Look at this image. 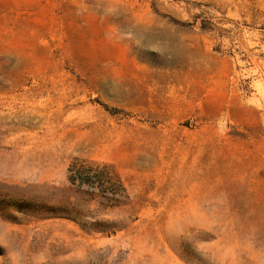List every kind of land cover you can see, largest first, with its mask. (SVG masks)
<instances>
[{
	"label": "rangeland",
	"instance_id": "374dc122",
	"mask_svg": "<svg viewBox=\"0 0 264 264\" xmlns=\"http://www.w3.org/2000/svg\"><path fill=\"white\" fill-rule=\"evenodd\" d=\"M0 264H264V0H0Z\"/></svg>",
	"mask_w": 264,
	"mask_h": 264
},
{
	"label": "trees",
	"instance_id": "16d2710c",
	"mask_svg": "<svg viewBox=\"0 0 264 264\" xmlns=\"http://www.w3.org/2000/svg\"><path fill=\"white\" fill-rule=\"evenodd\" d=\"M68 182L72 186L86 188V194L93 199H97L100 204H109L110 206H120L127 200L128 194L119 176L114 173L109 166H97L95 164L87 165L84 162L72 164L68 171ZM117 186V189H112ZM36 207L28 210L35 212ZM53 215L67 218L75 222H80L81 213L70 204L64 208L57 209Z\"/></svg>",
	"mask_w": 264,
	"mask_h": 264
}]
</instances>
